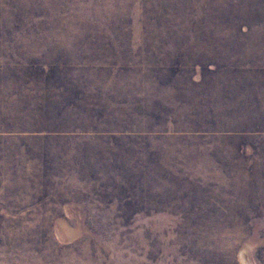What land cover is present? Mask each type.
<instances>
[{
    "label": "rangeland",
    "instance_id": "1",
    "mask_svg": "<svg viewBox=\"0 0 264 264\" xmlns=\"http://www.w3.org/2000/svg\"><path fill=\"white\" fill-rule=\"evenodd\" d=\"M0 264H264V0H0Z\"/></svg>",
    "mask_w": 264,
    "mask_h": 264
}]
</instances>
